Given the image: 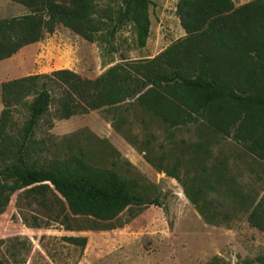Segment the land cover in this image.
I'll return each mask as SVG.
<instances>
[{
	"label": "rangeland",
	"instance_id": "rangeland-1",
	"mask_svg": "<svg viewBox=\"0 0 264 264\" xmlns=\"http://www.w3.org/2000/svg\"><path fill=\"white\" fill-rule=\"evenodd\" d=\"M101 14L124 0H92ZM198 0H152L148 21L129 19L106 41L103 27L90 41L63 24L0 61L3 83L67 69L96 80L116 65L153 60L162 53L189 60L185 19ZM230 12L253 19L264 34V0H230ZM13 0H0V20L29 14ZM182 15L186 16L183 20ZM248 63L253 53L246 56ZM263 78V77H261ZM62 89L37 125L25 160L35 167L74 170L81 159L96 169L131 180L135 192L161 205L130 204L112 220L74 215L53 186L24 188L0 214V257L8 264H260L264 231L248 216L262 201L264 158L211 126L203 116L171 126L132 101L61 117ZM29 96L14 112L8 131L11 156L29 117ZM213 183L216 188L210 189ZM264 210V209H263Z\"/></svg>",
	"mask_w": 264,
	"mask_h": 264
},
{
	"label": "trees",
	"instance_id": "trees-1",
	"mask_svg": "<svg viewBox=\"0 0 264 264\" xmlns=\"http://www.w3.org/2000/svg\"><path fill=\"white\" fill-rule=\"evenodd\" d=\"M29 14L0 20V61L21 48L52 34L63 24L87 40L105 29L106 41L129 19L135 4L137 20L148 21L146 8L152 0H124L115 13L101 14L92 0H13ZM185 19L190 57L186 62L162 53L147 61L116 65L96 80L84 79L62 69L34 74L3 83L4 110L0 116V214L17 190H44L53 186L74 215L112 220L128 205L160 206L158 197L135 192L126 177L112 170L96 169L78 159L74 170L35 167L25 160L26 149L40 118L62 89L61 117L103 106L132 101L144 112L174 126L203 116L217 130L243 142L254 155L264 158V34L253 19L230 12V0H198ZM248 53L254 54L248 63ZM263 77V78H261ZM33 96L21 140L11 156L8 131L14 112ZM209 183L210 189L216 187ZM260 201L248 216L252 226L264 231V207ZM256 260L264 264V253ZM0 264H8L0 257Z\"/></svg>",
	"mask_w": 264,
	"mask_h": 264
}]
</instances>
